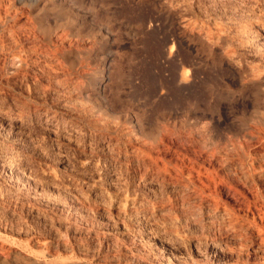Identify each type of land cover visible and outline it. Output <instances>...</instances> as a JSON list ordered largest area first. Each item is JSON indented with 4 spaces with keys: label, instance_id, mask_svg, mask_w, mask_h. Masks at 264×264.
<instances>
[{
    "label": "rangeland",
    "instance_id": "374dc122",
    "mask_svg": "<svg viewBox=\"0 0 264 264\" xmlns=\"http://www.w3.org/2000/svg\"><path fill=\"white\" fill-rule=\"evenodd\" d=\"M0 254L264 264V0H0Z\"/></svg>",
    "mask_w": 264,
    "mask_h": 264
},
{
    "label": "bare ground",
    "instance_id": "6f19581e",
    "mask_svg": "<svg viewBox=\"0 0 264 264\" xmlns=\"http://www.w3.org/2000/svg\"><path fill=\"white\" fill-rule=\"evenodd\" d=\"M199 7H200V6H199ZM195 9H196V8H195ZM11 15H12V14H11ZM259 37H260V36H259ZM260 38H261V37H260ZM249 41H250V40H249ZM253 45H254V44H253ZM172 47H173V46H172ZM59 81H60V80H59ZM43 112H44V111H43ZM45 113H46V112H45ZM55 116H56V115H55ZM12 157H13V156H12ZM9 160H10V159H9ZM2 163H3V162H2ZM6 163H7V162H6ZM13 163H14V162H13ZM14 164H15V163H14ZM5 165H6V164H5ZM18 165H19V164H18ZM2 166H3V165H2ZM11 168H12V167H11ZM11 168H10L9 170H11ZM13 169L15 170V168H13ZM13 169H12V170H13ZM16 170H17V169H16ZM19 171H20V170H19ZM6 172H7V171H6ZM13 172H14V171H13ZM9 173H10V172H9ZM14 173H15V172H14ZM14 173H13V174H14ZM21 173H22V172H21ZM20 254H21V253H20ZM0 255H1V254H0Z\"/></svg>",
    "mask_w": 264,
    "mask_h": 264
}]
</instances>
